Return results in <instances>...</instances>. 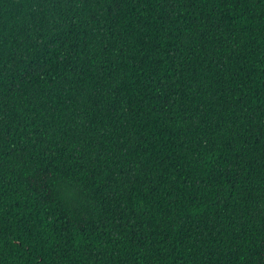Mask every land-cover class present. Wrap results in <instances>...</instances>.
<instances>
[{"label": "trees", "instance_id": "obj_1", "mask_svg": "<svg viewBox=\"0 0 264 264\" xmlns=\"http://www.w3.org/2000/svg\"><path fill=\"white\" fill-rule=\"evenodd\" d=\"M0 264H264V0H0Z\"/></svg>", "mask_w": 264, "mask_h": 264}]
</instances>
